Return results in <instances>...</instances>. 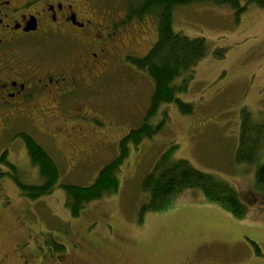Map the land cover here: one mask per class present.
Wrapping results in <instances>:
<instances>
[{
  "label": "rangeland",
  "instance_id": "374dc122",
  "mask_svg": "<svg viewBox=\"0 0 264 264\" xmlns=\"http://www.w3.org/2000/svg\"><path fill=\"white\" fill-rule=\"evenodd\" d=\"M105 2L110 8L119 3ZM142 24L135 21L126 27L132 29L122 36L136 42L111 59L101 93L88 91L76 102L75 111L87 118L101 115L84 123L69 121L72 136L84 139L75 145V151L79 147L85 152L79 162L64 160L61 147L31 122L0 121V153L6 152L25 182L39 183L38 170L19 133L33 136L48 150L60 169L61 184L85 186L118 155L119 142L130 129L141 125L153 82L126 58L144 57L158 39L154 18ZM173 26L188 37L205 38L209 48L187 92L178 95L194 106V113L163 105L149 122L166 119L164 128L131 149L118 174L119 191L88 204L77 218L66 206L63 189L30 201L0 164V172L7 173L0 176V259L9 254V264H20L15 245L28 241L26 254L34 264H264V190L255 186L256 172L264 164V132L256 159L251 164L236 162L242 110L248 109L254 121H264V9L249 3L237 15L226 6L191 4L175 10ZM52 106L48 121L60 131L63 121ZM62 134H55L60 141L66 140ZM172 145V158L188 160L235 190L246 206L244 216L209 202L195 189L174 196L158 211L142 213L148 199L142 180ZM96 147L101 152L92 156Z\"/></svg>",
  "mask_w": 264,
  "mask_h": 264
},
{
  "label": "flooded vegetation",
  "instance_id": "af4514ba",
  "mask_svg": "<svg viewBox=\"0 0 264 264\" xmlns=\"http://www.w3.org/2000/svg\"><path fill=\"white\" fill-rule=\"evenodd\" d=\"M118 1L110 8L105 0H0V121L31 122L61 147L67 162L77 163L85 155L79 147L75 151L76 142L84 139L72 136L69 121L84 123L101 116L96 112L87 118L76 112V102L88 91L101 93L111 59L136 42L122 36L132 29L128 24L153 20L133 12V0ZM53 104L63 121L60 131L48 121ZM57 132L66 140L60 141ZM100 152L96 147L90 154ZM27 244L15 245L20 264H34L26 254ZM9 263L10 255L4 254L0 264Z\"/></svg>",
  "mask_w": 264,
  "mask_h": 264
},
{
  "label": "trees",
  "instance_id": "16d2710c",
  "mask_svg": "<svg viewBox=\"0 0 264 264\" xmlns=\"http://www.w3.org/2000/svg\"><path fill=\"white\" fill-rule=\"evenodd\" d=\"M132 2L130 8L140 18L149 15L156 20L158 39L144 57L127 58L131 65L152 80L153 93L143 122L122 138L118 155L106 164L99 171L95 181L87 186L61 184L57 163L47 150L28 134H21V137L31 164L38 170L39 183L25 182L15 165L2 159V163L11 169V177L21 194L31 201L52 194L59 187L63 189L67 196L66 206L73 218L79 217L88 204L119 191L118 174L122 164L128 159L131 148H137L145 139H152L164 128L166 119L157 124L149 122L163 105L175 104L185 115L194 113V106L181 100L178 95L187 92L195 68L206 57L209 48L205 38H191L175 31L173 26L175 10L191 4H211L232 8L238 15L249 3L264 9V0H134ZM218 54L222 56L223 50H219ZM251 114L248 109L242 110L240 142L236 153L237 163L251 164L261 147L264 121H254ZM175 149L176 146L172 145L144 176L141 187L148 199L141 207L142 213L158 211L174 196L188 189H195L199 190L209 202L228 209L238 217L244 216L246 206L235 190L233 191L217 176L195 168L188 160L172 158ZM255 186L264 190V164L256 172ZM252 243L259 255V247L256 243Z\"/></svg>",
  "mask_w": 264,
  "mask_h": 264
}]
</instances>
